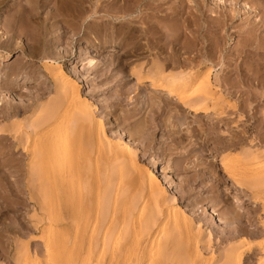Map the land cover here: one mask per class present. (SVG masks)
I'll list each match as a JSON object with an SVG mask.
<instances>
[{"label":"bare ground","instance_id":"obj_1","mask_svg":"<svg viewBox=\"0 0 264 264\" xmlns=\"http://www.w3.org/2000/svg\"><path fill=\"white\" fill-rule=\"evenodd\" d=\"M167 1L28 0V4L20 6L18 12L22 14L21 18L25 21H30L31 25L35 29L40 30L41 33L40 31L39 33L44 36L48 33H53L51 27H56L57 23H66L68 33L71 34L68 38L71 46L75 37L82 35L83 39H87V30L92 29L91 25L95 26L96 34L101 36L108 34L107 31L110 26L113 27L115 24H120L121 27L120 30H117V35L120 38L122 35L124 36L118 44L113 42L115 45L108 48L104 47L103 49L115 51L117 49L124 50L125 48V55L131 60L129 63L131 73L129 74H132L133 78L137 76L138 83L140 82L143 85L144 83L150 84L152 88L147 87H149L152 93L156 95L165 94L166 98L160 99L161 103H158L157 106L152 105V107L163 110L165 106L168 109L170 108L168 106L175 105L173 101L176 99L179 101V104H182L184 109L194 113L196 116H212L208 105L222 106V100L225 98L223 99V96L219 94L220 92H216L217 88L216 90L214 88L212 69L210 68L209 71L203 72L204 68H209L210 65L207 67V64L212 63L211 60L203 59V57L208 55L212 59L214 58L216 52L219 51L222 29L229 26L227 20L230 16L232 17L230 18L231 21L234 22L233 20L237 15L234 11L233 14L231 13L232 11L228 13L229 11L227 12L226 10L220 12L215 10L216 12H213L217 15L218 19L215 23H212L209 20V11L197 5L189 7L187 11V8L183 6L182 0L179 4H172L168 8L169 12H165L166 8H161ZM262 1H257V3L263 4H261L262 9L261 11L259 10V14L254 16V12L248 4H244L243 7H237L239 14L248 15V20L245 19V29L242 30L247 39L244 42L242 41L241 50L239 51V56L242 58L241 64L243 63V67L238 71V78L240 79L238 80V84L231 83L230 86H234L231 88L235 90H237V87L241 89L239 90L240 95L237 98V103H240L241 106V110L239 108L241 112L236 110L242 114H240L242 116L240 119H242V124L244 123L245 127L242 125L244 136L242 138H240L241 136L236 137L237 140H234L233 143L231 142L232 144L228 145V149L231 147L236 149V145L239 146L238 143L241 145L243 140L247 141L249 139L247 135L249 130H252L251 125H249L252 119L259 122L261 128L264 129V116H257L259 114V106L264 108V0ZM50 4H54L55 8V12L51 14V19H55L56 21L49 27L46 24V20L40 22L39 18L41 17L38 18V15L41 8L44 9ZM149 5H152V7L154 5V8H149ZM110 8H113L114 13L108 11ZM106 9L107 16L101 15ZM149 9L151 10L149 11ZM250 16H253V21L250 19ZM105 17L109 20H104ZM167 17H170L174 23L182 21V24L178 26L179 28L174 24L169 29H166V31L165 26L161 23L165 22ZM258 17L260 18L258 19ZM95 19L102 21L96 22ZM151 19H154V21ZM198 21L202 23L200 24ZM117 35L118 41L119 36ZM55 38H59V35L54 36ZM142 40L146 41L144 47L141 44ZM152 55H159V57L155 60L148 59ZM11 57L12 54L7 52L0 55V61H8ZM93 61L95 62V60ZM93 61L90 62V66L96 63ZM48 66L51 65L48 64L44 68L47 71ZM57 66L51 70L49 69L50 75L45 70L39 73L46 78L51 76L54 81L44 90V95L32 96L28 98L29 103L26 102L27 104H22L23 106L19 105L20 107L14 106V103H11L13 106L10 107V112L7 108L8 112L6 111V115L3 116V119L9 121L11 119L17 120L18 117H26L21 123L23 125L25 124V120L27 121L25 128L20 125L22 127L20 129L23 130V135L27 137L24 136L27 142L24 141L25 138L19 141V137L12 136L11 130H13L12 128L16 124L12 128V124L9 125L11 128V130L9 129L11 133H9L11 135L7 133L8 129L6 130L0 125V147L8 142H12L16 146V140L21 143L25 142L27 143L26 146H23L25 143L20 144L24 150H15L11 152L14 153L12 156L15 153H31L32 156L31 161L28 163L31 168L28 170L31 172V183H35V188L36 183H38V192L34 190V186H32V189L31 185L34 184L28 183L30 190L27 189L31 192L32 196L38 197L30 196L34 201L37 200L36 205L39 207V212L41 211L40 213H42V216L37 217L36 221H39L38 224H35V226L38 225L37 228L35 227V232L46 233L42 239L37 238L42 240L40 244L42 242L44 245V250L42 247L43 252L40 251L41 249L39 250L41 254L38 253V250L36 251H38L39 255L33 252L36 257L40 255V257H43L42 263L38 261L40 260V257H38L37 264H205L206 261L203 262V249L207 246V244L205 245L207 241L205 234L207 233L203 232L204 220H199V224L197 225L196 220L192 216V218L186 216V214L180 212V208L178 212V208H176L180 204L178 199L173 200L171 206H166V190L162 189L164 187L162 180L157 176L154 178L149 177L144 174L143 170L136 171L138 168L135 170V167H137L136 155L131 152L128 144L121 141H115L112 145L108 144L107 129L103 127L104 123L102 124L101 119L96 115L95 107L97 105H94L90 99L84 98L79 89L80 87L78 88L77 83L75 84L77 81L69 78L61 70L62 67L58 68ZM5 77L8 78L9 73H6ZM217 82L219 85V81ZM23 84L32 86L34 83L31 79H25ZM1 89L0 87V95L2 94ZM52 93L55 94V97H52ZM47 94H52V96L49 95L51 98H48ZM228 94L231 96L233 93L228 92ZM45 95L48 99L44 98ZM115 97V100L119 99L117 96ZM111 98H114V96ZM157 98L159 99V97ZM44 99L46 102L54 100L50 101V104L48 103V107L46 105H43V107L41 105L45 103L43 102ZM0 106L3 105L0 104ZM220 108L222 109L223 107ZM105 110H107V107ZM28 115H31L30 118ZM17 128L19 127H15L14 129L17 130ZM140 128L139 130H143L142 127ZM260 131L258 132L261 134L262 131ZM207 134L205 143H208L210 140L208 137L210 134L208 136ZM120 135L122 136L123 134ZM259 136L258 139L260 142H263L262 137L259 138ZM20 137L22 138L23 136L21 135ZM111 143L112 141H110ZM249 143L251 144L252 140ZM108 145L110 148L112 146L111 150L113 153L111 155L108 152L110 150ZM255 145L252 146L255 147ZM131 149L133 150V148ZM224 149V151H228V149ZM252 150L250 149L249 152ZM259 152L260 150L254 153L243 152L245 157H241L242 153H240L241 155L236 154L238 158L235 157L236 155H233L235 159L231 158L232 154L221 155L222 164L220 166L224 170L228 169L229 171L228 164L226 163L228 159L229 162L230 160L235 161V164H231L235 169L234 173L230 170L233 174L232 183H235L238 189L244 190V194L246 192L244 187L246 189H255V192L258 190L254 193L256 196H258L260 189V192L264 191V154ZM0 153H5L3 148H0ZM105 153L108 154L107 157ZM103 154H105L104 157H100ZM201 160L202 162L204 161L202 158ZM202 162L200 161V163ZM204 162L206 164L207 160ZM153 165L155 169H158L157 162H153ZM202 165L204 164L202 163ZM127 166L129 168L126 170L125 167ZM212 166L214 167L215 165L213 164ZM117 170H119L117 176H112L113 178L111 177V179L110 175ZM202 173L198 172L197 175L203 178ZM126 179L131 181L130 184L123 183ZM27 180H30V178H27ZM186 185H189V181L183 180L181 183L182 190ZM192 190L191 188H185L181 193L182 197L180 200L184 201L188 199ZM35 192L39 193V196L34 194ZM193 202L197 206L201 200L196 198L192 200ZM233 203L231 206L234 211L230 210L224 216L215 215V212H212L210 218L207 220L208 224L213 223L220 224L223 227H230L231 222L234 220L241 222L243 216L241 217L236 212L239 211L243 204L240 200H233ZM164 206L168 208L166 211V207ZM237 208L238 211L235 210ZM38 210L35 211L38 212ZM105 215L108 219L102 223V216ZM197 228H199L198 233H196ZM245 234V230L238 225L235 228V233L229 234L231 237L225 238L224 241L240 242V238L245 236ZM254 235L256 236L257 233ZM33 240H36V238ZM239 242L236 243L237 245L234 244L238 247L237 249H235L234 245L230 246L234 248L227 254L225 264H242L239 258L241 254L237 253V250H240L242 243L245 244L246 242L241 241V246L238 245ZM206 243H209V241ZM36 244L38 245L39 242ZM25 246H22L21 249ZM248 246L251 245L248 244ZM27 248L31 247L28 246ZM245 248L241 249L244 250ZM261 249L263 252L264 249ZM242 250L240 251L242 252ZM21 251L23 252L20 253L21 257L26 259L24 257L26 255L29 260L26 259L24 261L22 258L21 260L23 261H19L18 263L17 258V263L24 262L27 264L29 262L28 264H32L35 259H32L34 256H32L33 253L29 252L30 249L27 254L25 253V249ZM226 251L229 252V249ZM224 255H222V258H225ZM207 261L210 264L211 261L208 258ZM35 262L36 260L33 264ZM213 262L215 263V260Z\"/></svg>","mask_w":264,"mask_h":264},{"label":"rangeland","instance_id":"obj_2","mask_svg":"<svg viewBox=\"0 0 264 264\" xmlns=\"http://www.w3.org/2000/svg\"><path fill=\"white\" fill-rule=\"evenodd\" d=\"M182 1L184 5H181L185 6L187 8V11L189 10V7H193L195 5L204 8V10L206 11H209V20H211L212 23H215L218 19L216 17L217 15L213 12L215 10L217 12L226 10L227 12L229 11L228 13H230L231 11V13H233L234 11L237 15V17L233 20L234 22L231 21L230 18L232 17L230 16L227 20L229 22V26H226L224 29H222V33L220 31V47L219 51H217L214 55V58L212 59L211 56L208 55H206V57H203V59L211 60L212 62L207 64V67L209 65L210 66L209 68H204L205 71L203 70V72L209 71L210 68L212 69L211 73L213 74L212 77L214 82V88L215 90L217 88L216 92H220L219 94L223 96V99L225 98L224 100H222L223 103L225 101L224 104L222 103V106L208 105L210 108V112H212V116H196L194 113L184 109L182 104H179V101H177L176 99L173 101V103L175 102V105L168 106L170 107L168 109L165 106L163 107V104V110H158L157 107L153 108L152 105L157 106L158 103H161V100L166 98L165 94L156 95L155 93H152V91L149 90V87L152 88L150 84L144 83L143 85L139 82L141 84L140 85L138 83L139 80H137L138 77L135 76L133 78L132 74H129L131 73V71L129 70V63L131 62V60L125 55V48L124 50L117 49L115 51H108V49H103L104 47L108 48L109 46L111 47L116 43L118 44L120 39L124 36L122 35L120 38V36L117 35V30H120L121 27L120 24H115V26L113 27L110 26L108 28L109 30L107 29L108 34L101 36L96 34L97 32L95 26L91 25L92 29L87 30V39H83L82 35L79 37H75L73 45L71 46L69 44L70 41L68 40L71 34L68 33L69 31L67 29L66 23H57L58 25L56 24V27H51L53 33H48L45 36L41 35V31L35 29V27L31 25L32 23H30V21H25L23 18H21L20 16L22 14H19L18 12V9L20 10V6L28 4V0H0V55L5 54L7 52L12 54V57L8 61H0V87L2 88V94L0 95V104L3 105L0 106V125L4 127V129H8L7 133H9V129L11 130V128L16 124L15 127L19 128H17V130L14 129L15 127L12 128V133H10L13 134L12 136L15 135L17 138L19 137L21 139H19V141L24 140L23 138H25L26 136L23 135L24 132L20 128H22L21 126L25 128V124L27 121L25 120V124L23 125H21V123L26 117H18L17 120L11 119L12 121H9L3 119V116L6 115V111L8 109L10 112L11 106L14 105L20 107L19 105H24L26 102L29 103L28 98L32 96L44 95V90L52 84L51 82H54L51 76H49L50 72L48 71H50L57 65L58 68L62 67L61 70L63 71V73H66L69 78H72L73 80L77 81L74 82L75 84L77 83L76 85H78V88L80 87L79 89L83 97L90 99L91 102L94 105H97L96 107L99 108L98 109L95 107L96 115H98V118L101 119L102 124L104 123L103 127L107 129V138H109L108 144L112 145L115 141H121L123 143L128 144V146H130L131 152L136 155H134L137 161V167H135V170L138 168L136 171L143 170L144 174L148 175L149 177L154 178L155 176H157L162 180L164 184V187H162V189L166 190V192H164L167 197L165 198V204L167 203V207L172 205L173 200L178 199L180 204L178 205V207L175 206L176 208H178V212L181 209L180 212H183L184 214H186V216L190 218L193 217L196 220L197 225L199 224V220H204L205 225L203 232L207 233L205 235L207 237V241H209V243H206L207 241L205 242V245L207 244L208 247L205 246V248L203 249V262L206 261L205 264H209L207 258L211 261L210 264H225L227 254L230 253V250H233L234 247H236L235 249L238 248L236 246V243H238L239 241L226 242L224 241V239L230 238L231 233H235V228L238 225H240L246 232L245 236H243L244 238H240L242 242H246L245 245L240 241L242 243L241 248L243 249L247 247L248 244L252 246H248L249 248H245L246 250H242L240 248L242 252L240 250H237V253L241 254V257H239V255L238 257L241 259L242 264H264V251L262 252L261 249H264V191L260 192V189V191L258 192V196H256L254 195V193H256L258 190L255 192V189H246L244 187L246 191L244 194V190L238 189L235 183H232L233 174L230 172V170H232V172L235 170L231 165L232 163L235 164V161L232 160V162L230 160L229 162L228 159V162L230 164L226 162L228 164L227 167L229 168V171L228 169H222V167L220 166V164H222V154H232L231 158L235 159L233 155L236 154L239 155L240 153H242L241 157H245V155H243V152L254 153L260 150L259 153H261V151L264 150V129H262L259 122L254 119H252L249 124L251 125L252 129L251 131L249 130V133L247 135L249 139H247V141L243 140V142L248 143L242 142L241 145L240 143H238L239 146L236 145V149L233 147L228 149V145L232 144L234 140H237L236 137L241 136L240 138H242L244 136L243 126L245 127L244 123L242 124V119H240L242 118V114L239 113L241 112V106L240 103H237V98L240 95L239 90L241 89L237 87V90H235L231 88L234 86H230L231 83L238 84V80L240 79L238 78V71L240 68L243 67V63L241 64L242 58L239 56V51L241 50V44L247 39L242 30L245 29V23L246 20H248V15L239 14L237 12V7H243L244 4H248L252 8L254 16L256 14H259V10L261 11L262 9L261 4L263 3H257L258 0ZM180 2L181 0H168L166 4L162 5L161 9L166 8L165 12H169L168 8L171 7L172 4H179ZM149 8H154V5L153 7L152 5H149ZM54 9V4H50L44 9L41 8L38 15V18L41 17L39 18L40 22H44L46 20V24L49 25V27L50 25L55 23L56 20L51 19L52 12H55ZM150 10L151 9H149V11ZM108 11H112L111 13H114L113 8L108 9ZM106 14L107 9L101 13V15L103 16ZM253 16H250V19L252 21L254 20ZM259 18L260 17H258V19ZM104 20L107 21L109 19L105 17ZM151 20L154 21V19ZM171 20L172 19H170V17H167L166 21L161 23L165 26V30L169 29L170 26L172 27V25L174 24L177 25V28H179L178 26L182 24V21H176V23H174ZM95 21L100 22L102 20L95 19ZM117 22L119 23V21ZM201 23L202 22H200V24ZM39 35H41L42 37ZM58 35L59 38L54 39V36ZM116 35L119 36L118 41V37H116ZM141 44L142 47H144V45H146V41L142 40ZM146 55L149 56V54L147 53ZM158 57L159 55H152L148 59L155 60ZM93 60H95L97 64ZM91 61H93L96 65L91 64L92 66H90ZM43 63H48L51 65L48 66V71L47 69H44L45 66L47 67L48 64L43 65ZM44 70L47 71V74H49L47 76L49 77L46 78L43 77L42 74H39L40 71ZM6 73H9L8 78L5 77ZM18 74L20 77L17 76ZM110 76H112L113 78L111 77L110 79ZM25 79H31L35 86L34 84L32 86L24 85L23 83ZM217 81H219V85ZM222 88L224 89L222 90ZM228 92H231L233 94L229 96ZM52 94H47L48 98L52 96ZM54 95L55 94H53L52 97H55ZM47 96L45 95L44 98L48 99ZM112 96H114V98H111ZM115 96H117V98L119 99L115 100ZM157 97H159V99ZM45 99L43 100V102L45 103H43L41 106H47L48 103L50 104L54 100L52 99L46 102ZM11 103L14 104L12 105ZM116 105L117 107H115ZM106 107L107 110H105ZM217 107L219 110L217 109ZM220 107L223 108L221 109ZM259 107L258 108L260 115L257 114V116L263 117L264 108L261 106ZM98 112L99 114H97ZM9 125H11V128L9 127ZM140 127H142L143 130H139L141 129ZM258 131H260L261 134ZM18 132H20V134L22 132V138L20 137L21 135L18 134ZM207 133L210 135L208 136ZM120 134L123 135L121 136ZM206 134L210 138L208 143H205V140L207 138ZM258 136L259 138L262 137L263 142H260ZM26 138L24 141L27 142ZM251 140V144H256V148L249 143V141L251 142ZM110 141H112L111 144ZM8 143H4V145H1L0 147L3 148V151L5 152L0 153V264H18L19 261H25L27 259L26 255H23L26 259L21 257L20 253H23L21 251L23 249L26 250V254L28 253L29 249V252L31 254L33 252H36V255L41 254L40 251H42V247L44 250V245L42 242L40 244V241H42L40 239H42L44 234L46 235V233L39 232V234L35 232V229L38 226H35V224H38L39 221H36L37 217L42 216V213H40L41 211L39 212V207L36 205L37 200L34 201L33 198L30 197L32 195L29 191V184H34L31 185V187L34 186L35 188V183H31V172L29 171L31 167L28 164L31 161V153H15L14 156H12L14 153H11L18 149L24 150L23 146H26L27 143L17 142V140L16 146L13 145L12 142ZM20 144H24L22 148ZM222 147L226 148V150L228 149V151H224L225 149ZM244 147L247 149H245ZM111 148L108 151L110 152V155L111 153H113ZM131 148H133V150ZM250 149L253 150L249 152ZM105 154L101 155L100 157L103 158ZM261 154H264V151ZM238 155H236L235 157L238 158ZM105 156L107 157L108 154H106ZM201 156H203L204 158ZM200 157L204 159V161L207 160L209 164L207 162L205 164L204 161L202 162ZM200 161L205 166L202 165ZM153 162H157L158 169L154 168ZM212 163L215 165L214 167L212 166ZM210 165L211 167H209ZM129 166L125 167L126 170L127 168H129ZM9 167L12 168H10V171ZM118 171L119 170L114 171L115 173L112 172L110 178L112 176L116 177ZM198 172H203L202 175L204 177L202 178L198 176ZM226 172L230 174L227 175ZM27 178H30V180H27ZM183 180L189 181V185L183 187V190L185 188L193 189L189 198L184 201L180 200L182 197L181 193L183 192L181 188V183ZM200 181L204 182L201 183ZM130 182L131 181L126 179V181H124L123 183L130 184ZM36 184L38 185V183ZM37 185L34 189L35 191H37ZM10 187L11 189H9ZM34 190L32 192H34ZM37 192H35L34 194L39 196V193L37 194ZM33 196L36 197L35 195ZM196 198L201 200V202L197 206L195 205V202L192 203V200ZM233 200H240L243 204L239 209L241 214L238 211V208L235 209L238 211H235L236 213H238L241 217L243 216L241 218V222L239 220L233 219L234 221L231 222L232 224L230 227H223L220 224H218V226L217 224L213 223L208 224L207 220L208 218H210L212 212H215V215L224 216L228 214L230 210L234 211L231 206ZM167 207L165 208V211L168 209ZM176 208L175 211L177 212ZM35 210H38V212H36ZM38 214L39 216H37ZM102 219L101 222L104 223L106 222L108 217L105 215L102 216ZM198 232L199 228H197L196 233ZM255 232L257 233L256 236L254 235L256 234ZM34 238H36V240H33ZM38 242L39 244L37 245L36 243ZM240 242L238 245L241 246ZM232 245H234L233 248L230 247ZM22 246L25 247L21 249ZM28 246L31 248L26 249V247ZM228 249L229 252L226 251ZM36 250L40 251L38 252ZM223 251L224 254L226 253L225 255L223 254ZM34 253L32 254V256H34V258L32 259L36 260L34 264H37L38 261L42 263L41 260H43V257H40L41 255L36 257ZM222 255H224L225 258H222ZM38 257H40V260H38ZM213 257L215 258V263H212V261H214ZM17 258L18 263L16 260ZM22 258L23 260H21ZM35 260H33V262ZM20 264L26 263L21 262Z\"/></svg>","mask_w":264,"mask_h":264}]
</instances>
